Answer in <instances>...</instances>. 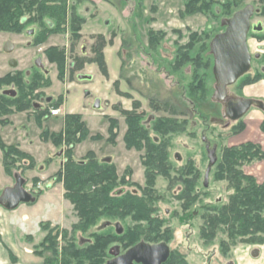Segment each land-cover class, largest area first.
Listing matches in <instances>:
<instances>
[{"label": "rangeland", "instance_id": "obj_1", "mask_svg": "<svg viewBox=\"0 0 264 264\" xmlns=\"http://www.w3.org/2000/svg\"><path fill=\"white\" fill-rule=\"evenodd\" d=\"M262 1L264 0H99L94 3L90 0H67L68 14L64 26H61L62 31L48 35L43 42L37 41L38 29L31 25L20 33L0 32V78L11 71L22 73L26 81L31 76L40 74L44 86L35 95L34 103H39V97L42 96L44 99L51 98L50 104L58 105L61 101L60 107L66 106L60 117L44 119L40 124L41 128L31 115L33 109L1 117V141L5 145L17 147L22 144V149L27 151L24 153L30 155L35 162L32 170L20 174L25 180V190L34 196L35 202L40 196L43 197L38 204L32 203L36 209L32 212L28 233L33 237L26 235L22 239L21 230L16 236L19 260L43 264V259L36 252L40 251L39 246L48 231L54 228L66 231L67 237L74 235L80 246L86 245V241L82 239H87L88 234H73L71 231L78 223V217L74 206L65 197L63 182L58 175L63 163L62 155L68 146L58 138L55 140L62 144L55 145L52 138L43 134L45 130L49 134L63 136L64 116L71 114L80 117L88 132L83 141L72 144L71 151L75 161H83L87 153L92 152L97 161L112 164L119 177V184L113 191L115 195H122L123 188L127 193L137 191V195L134 194L136 196L142 195L143 190H149L153 197V214L160 221V224L157 223L160 241L149 243L165 242L168 245L171 255L167 264L262 263L263 257H253L252 253L253 250H258L263 251L264 255V240L260 245L224 247L221 243H227V240L222 233L216 234L211 240L200 236L201 215L219 203H227L232 192L228 182L220 178L224 153L246 143L255 144L264 152V132L261 128L264 114L252 107L241 119L228 123L222 116L221 104L212 99L215 81L209 43L224 30V19L246 6H252L254 11L251 24L261 30H250L247 43L252 56L259 54L262 59L252 58L249 73L228 90L240 94L243 88L241 84L246 77L260 75L262 79L259 82H264V73L261 71V66L264 65ZM186 4L190 5L188 12ZM75 18L78 20L75 21ZM30 30H33L32 34L27 36ZM7 39L13 42L15 49L10 56L1 51V46ZM54 49L62 52L58 57L60 63L51 61V58L57 57L49 52ZM9 58L17 61L16 68L7 66ZM190 59L196 61L193 63ZM37 60L39 66L35 65ZM26 72H29L28 76H25ZM78 75H90L92 80L79 81ZM196 86L201 91H193L192 88ZM3 89L15 91L12 86ZM85 92L89 94L85 95ZM95 99H99L100 109H93ZM192 110L196 111L193 118L190 117ZM64 112L66 113L63 115ZM250 112H259L260 119L249 118ZM139 113L143 114L140 124L144 127L150 123V118H173L172 132L161 131L159 127L156 132L150 125L146 127L147 141H142L137 146L125 143L124 116ZM260 120L263 121L257 127ZM254 122L256 124L251 128L247 127V124ZM206 126L207 139L217 144V162L212 166L209 182L204 188L203 172L208 158L201 133ZM240 127H244L243 131L236 133ZM20 132L22 135H19ZM145 143L151 146L161 145L166 152V160L171 162L172 167L190 166L191 175L199 174L194 188L198 193L194 195L192 203L186 204L177 194L180 182L174 177L167 178L173 176V172H168L167 177L156 176L148 185L145 179L146 168L142 164L146 153ZM1 163L0 160V194L6 187L14 185V176L19 174L15 173L12 178L7 176ZM241 171L262 184L264 159L246 162ZM3 210L0 207V214L4 217L6 215L3 214L7 213ZM104 220H99L91 231L97 230L99 234L112 237L107 245L103 264L111 257L108 254L111 247L118 246L123 252L139 242H134L131 238L128 240L123 235L119 239L118 226L120 232L124 230V234L134 227H146L140 222H133L129 216L111 220L110 223H104ZM42 224H49L46 230ZM56 242L58 247L63 244L61 235H58ZM2 244V251L8 253L11 264H18L15 256ZM24 245L33 255L24 251ZM58 252L60 253L59 249ZM34 259L37 260L31 262Z\"/></svg>", "mask_w": 264, "mask_h": 264}, {"label": "trees", "instance_id": "obj_2", "mask_svg": "<svg viewBox=\"0 0 264 264\" xmlns=\"http://www.w3.org/2000/svg\"><path fill=\"white\" fill-rule=\"evenodd\" d=\"M189 7L190 5L186 4V12L190 9ZM67 14V0H0V32L20 33L31 25L38 29L37 41L43 42L48 35L62 31L61 26H64ZM76 20L78 19L75 18ZM49 52L57 56L54 57L55 59L51 58V61L60 63L58 57L62 55V52L57 49L49 50ZM190 61L194 63L196 59H190ZM261 79L260 75L246 77L241 87L257 83ZM42 82L44 80L40 74L31 76L28 81L22 73L0 78V124L3 125L2 116L26 113L29 109H33L31 115L41 128V122L51 117L50 109H59L61 104V101L58 105L49 104L45 111L33 108L35 95L39 94V89L44 86ZM10 86L15 87V97L2 94L3 87ZM195 89L201 91L199 86L192 88L193 91ZM64 119L63 136L60 134L58 137L45 130L43 134L52 138L55 145L65 143L68 146L62 155L63 163L58 175L63 182L65 197L74 206L78 217V223L72 227L71 231L73 234H88V238H83L86 245L80 246L74 235L67 237V232L59 228L49 230L39 246L40 251L36 252V255L43 259V264H103V259L107 255V245L112 237L99 234L97 230L91 232L101 219H105L104 223H110L111 220H121L129 216L133 222H145L147 227L139 226V228L134 227L132 230H127L124 236L128 237V240L131 238L134 242L160 241L157 229V223L160 221L153 214V197L149 190H143L140 196L127 192L122 195L113 194L114 188L119 184L115 167L110 163L97 161L92 152H88L83 161H75L71 151L72 144L83 141L88 132L79 116L68 114L64 116ZM173 124V122L158 120L152 126L155 131L159 127L161 131L172 132ZM127 125L125 143L137 146L142 141L148 140L147 130L144 125L140 124V118L128 117ZM261 128L264 132V123ZM243 129L244 127L238 128L236 133L242 132ZM57 138L61 139L62 143L56 141ZM145 146L146 153L143 155L142 164L146 168V182L150 185L158 175L167 177V168L170 165L161 145L151 146L145 143ZM0 151L4 173L11 178L15 173L22 175L35 166L30 155L22 152L17 146L5 145L1 139ZM223 159L220 178L228 182L232 192L227 203H219L201 215L200 236L211 240L216 234L222 233L227 240V243H221L224 247H235L239 244L260 245L264 240V182L258 184L253 177L245 175L241 167L246 162L264 159V152L257 145L246 143L228 149ZM195 184L193 180L188 181V188L179 194V197L184 199L188 205L195 198ZM42 225L46 230L49 224ZM58 235L63 238V244L59 247L56 242ZM118 238H121V234Z\"/></svg>", "mask_w": 264, "mask_h": 264}, {"label": "water", "instance_id": "obj_3", "mask_svg": "<svg viewBox=\"0 0 264 264\" xmlns=\"http://www.w3.org/2000/svg\"><path fill=\"white\" fill-rule=\"evenodd\" d=\"M253 7L246 6L222 21L224 30L214 36L209 43V53L213 58L212 75L215 81V91L212 99L222 105L223 118L230 122H236L255 107L264 113V102L258 99L238 97L229 93L228 88L233 86L240 78L249 73L252 58L259 59L260 55L254 57L249 51L247 36L250 30L260 31L261 28L251 24ZM33 30H30V35ZM13 44L6 42L4 52L11 53ZM10 65L15 66L11 61ZM77 79L83 82L92 80L90 75H78ZM4 95L15 96V91L8 90ZM85 92V95H88ZM51 98H47L50 102ZM93 109H100L99 99H95ZM209 160L205 171L204 187H207L208 177L212 166L217 162V146L207 150ZM108 162V160H107ZM34 196L25 190V180L19 175L14 176V185L6 187L0 194V207L6 211H13L21 204L34 203ZM117 233L121 234L119 226ZM112 260L105 264H164L170 256V250L166 243L149 245L141 242L128 249L124 254H119V248L113 246L109 250ZM253 257L259 256L258 250H253ZM231 264V263H229Z\"/></svg>", "mask_w": 264, "mask_h": 264}, {"label": "crops", "instance_id": "obj_4", "mask_svg": "<svg viewBox=\"0 0 264 264\" xmlns=\"http://www.w3.org/2000/svg\"><path fill=\"white\" fill-rule=\"evenodd\" d=\"M90 1L97 3V1H99V0H90ZM155 1H158V0H155ZM145 2H146V0H145ZM241 91L243 92V94H244L243 96L245 98H254V99L264 101V100H262V99H264V82H257V83L251 84V85L243 86ZM260 98H262V99H260ZM64 107H66V106H64ZM64 107L59 108L60 115H61V111H64ZM65 110H66V108H65ZM65 113L66 112H64L63 115ZM258 113L259 112H250L248 117L249 118L250 117L251 118L257 117V119H260V116H258L259 115ZM20 114H22V113H20ZM60 115L56 116V117L51 116V118L56 119V118L60 117ZM63 115H62V117H63ZM262 121L263 120H260L259 122H257V127L260 126ZM255 124H256L255 122L253 124L249 123V124H247V127L251 128L250 126L255 125ZM0 133L2 135V132H0ZM19 135H22V132H20ZM2 139H4V138L2 137ZM8 145H12V144H8ZM18 148H20V150H22L23 152L25 151L22 149V148H24L22 144ZM25 152L27 153V151H25ZM0 160H1V153H0ZM42 199H43V197L40 196L39 198H37V200L34 204H36V203L38 204ZM30 204H21L13 211L3 210V211H5V213H7V214H3V215H6L4 217L2 216V214H0V239H1V242L4 243V245H6L7 248L11 251L12 255L15 256L18 264H31V263L22 262L21 260H19V257H17L19 255V247H18L17 238H16L18 231H20V230L23 232L22 239L26 235H31L30 233H28V231H29L28 224L31 221V218L33 217L32 212L36 208H34V206H33L34 204H32V203H30ZM3 219H6V220L3 221ZM48 221H50V220H48ZM50 222H52V221H50ZM24 232H26V233H24ZM1 242H0V264H11L8 253L2 251L3 244ZM23 249H24V251H26L30 255H33L31 253V251H29L25 245H24ZM259 255L263 257V261L261 264H264L263 251H259ZM36 260L37 259H34V261H31V262H35ZM231 264H234V262H231Z\"/></svg>", "mask_w": 264, "mask_h": 264}, {"label": "flooded vegetation", "instance_id": "obj_5", "mask_svg": "<svg viewBox=\"0 0 264 264\" xmlns=\"http://www.w3.org/2000/svg\"><path fill=\"white\" fill-rule=\"evenodd\" d=\"M22 23H25V21H22ZM11 34H14V33H11ZM30 35V32H27V36H29ZM6 42H11L12 44H13V42L12 41H10V40H6V41H4L3 42V44H2V46H1V51H2V53L4 54V55H6V56H10V55H12L13 54V52L15 51V49H14V44H13V48H12V51H11V53H5L4 52V45H5V43ZM248 44V43H247ZM256 55V54H255ZM259 55V54H258ZM262 58L260 57L259 59H257V60H261ZM11 61H14L15 62V66L14 67H12L11 65H10V62ZM39 61L37 60L36 62H35V65L36 66H39ZM7 66L8 67H10L11 69H14V68H16L17 67V61L15 60V59H13V58H9L8 60H7ZM213 67V66H212ZM37 68V67H36ZM261 71L262 72H264V65L263 66H261ZM28 73L29 72H26V74H25V76H28ZM13 74H15V71H11V72H7L6 74H5V76L6 75H13ZM34 74V73H33ZM32 74V75H33ZM1 78H3V77H1ZM5 90H3L2 91V94H3V92H4ZM229 93H231V92H229ZM231 94H233V95H235V96H238V97H244L243 96V94H242V91H240V94L239 93H235V92H233V93H231ZM4 95V94H3ZM7 96V95H6ZM12 97H15V96H12ZM245 98V97H244ZM46 99V100H45ZM43 98V97H40L39 98V103H34V108L35 109H37V110H39V111H45L46 109H48V107H49V104H50V102H47V98ZM95 101V100H94ZM222 106V105H221ZM143 114H141V113H139V114H135L134 116L135 117H138V118H140L141 116H142ZM196 116V111L195 110H192V112H191V118H193V117H195ZM222 116H223V112H222ZM128 117H130V115H125L124 116V122H125V125H126V131H125V134H126V132H127V130H128V125H127V118ZM149 120V124H146V126H145V128L146 127H148V126H152V125H154L158 120L159 121H161V122H163V121H165V122H173V118H164V117H161V118H150V119H148ZM227 120V119H226ZM228 121V120H227ZM230 121H228V123H229ZM210 125V124H209ZM206 133H207V126L206 127H204V130L202 131V133H201V141H202V143H203V145H204V148H205V151H206V153H207V150H211L212 148H213V146L215 145V146H217V144L216 143H211L208 139H207V137H206ZM124 134V136H123V139H124V141H125V137H126V135ZM208 163H209V160H208ZM208 163H207V165H206V168L204 169V172H203V183H202V186L204 187V178H205V171H206V169H207V166H208ZM216 164V163H215ZM214 164V165H215ZM169 167L167 168V170H168V172H173V176H169V177H167V178H173L174 177V179L176 180V181H178V182H180V185H178V187H179V190H178V192H177V194H181V189L182 190H186L187 188H188V186H187V183H188V181H198V179H199V174H196V175H191V168H190V166H188V167H185L184 165H181L180 167H172L171 166V162L169 161ZM211 170H212V168H211ZM211 170H210V172H211ZM209 175H210V173H209ZM208 182H209V177H208ZM205 188V187H204ZM198 189V188H197ZM181 191V192H180ZM198 191V190H197ZM195 192V196L197 195V193L198 192ZM123 193H126V190L123 188V189H121V194H123ZM132 194H136L137 195V191H133L132 192ZM176 194V195H177ZM185 201V200H184ZM186 202V201H185ZM157 217V216H156ZM141 223V225H146V223H144V222H140ZM160 224V223H159ZM146 227H147V225H146ZM124 230L123 231H121V236L123 235L124 236ZM141 242H144V243H147V244H149V245H153V244H159V243H162V242H159V243H149V241H139V242H137L136 244H134L133 246H135V245H137L138 243H141ZM165 243V242H164ZM122 246V245H121ZM133 246H130L128 249H130L131 247H133ZM168 246V245H167ZM118 247V246H117ZM112 248V247H111ZM110 248V249H111ZM119 248V247H118ZM109 249V250H110ZM128 249H126L125 251H123V252H121L120 251V249H119V254L120 255H122V254H124ZM109 250H108V254H109ZM170 250V249H169ZM110 255V254H109ZM170 255H171V252H170ZM111 256V255H110ZM170 257V256H169ZM113 259V257L111 256L107 261H106V263L108 262V261H110V260H112ZM169 259V258H168ZM168 261V260H167ZM167 263V262H166ZM166 263H164V264H166Z\"/></svg>", "mask_w": 264, "mask_h": 264}, {"label": "built area", "instance_id": "obj_6", "mask_svg": "<svg viewBox=\"0 0 264 264\" xmlns=\"http://www.w3.org/2000/svg\"><path fill=\"white\" fill-rule=\"evenodd\" d=\"M50 115L53 117L59 116L60 115L59 109H50Z\"/></svg>", "mask_w": 264, "mask_h": 264}]
</instances>
